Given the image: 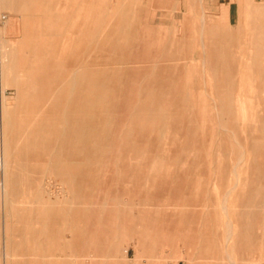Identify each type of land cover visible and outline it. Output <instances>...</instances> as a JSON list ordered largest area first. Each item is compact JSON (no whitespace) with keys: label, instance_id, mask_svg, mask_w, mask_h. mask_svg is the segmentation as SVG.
Returning a JSON list of instances; mask_svg holds the SVG:
<instances>
[{"label":"rangeland","instance_id":"1","mask_svg":"<svg viewBox=\"0 0 264 264\" xmlns=\"http://www.w3.org/2000/svg\"><path fill=\"white\" fill-rule=\"evenodd\" d=\"M96 1L99 5L96 6L91 30L86 29V19L78 24V33L70 27V22H66L64 45L52 42V39L57 40L52 36L47 50L44 40L51 38L46 30L48 25L46 21L42 23L37 12L32 17L39 19V25L33 28L21 13L0 4V28L4 30L1 37L12 51L11 76L16 80L19 74H23L27 82L25 100L16 101V125L11 132L34 127L37 116L49 106L51 99H55L54 95L57 97L63 88L74 89L77 83L75 72L89 63V82L95 78L94 88L111 93L124 110L116 114L112 112L110 117L101 120L100 129L112 131V145L104 146L94 157L100 161V167L91 174L94 176L90 186L92 215L74 224L86 237L87 244L104 249L112 233L120 236L129 234L113 264H148L144 256L146 249L163 253L169 264H228V261H223L220 244L225 236L221 231L228 226V220L220 208L222 195L218 193L220 184L216 179L230 174L237 160L244 158L240 167L242 181H247L248 175L255 179H248L247 196H242L244 190L240 186L236 196L231 197V202L236 203L232 214L242 211L250 193V198L253 194L259 196L264 205V74L261 77L256 70L244 72L242 65L245 60L240 54H219L222 49L230 52L228 45L231 39L226 36L224 23L211 22L214 14L218 18L219 15L230 17L222 12L224 4L230 0ZM113 16L120 17L121 26L113 39L114 46L104 51L105 38L97 42L95 36L107 33L105 23L109 24ZM236 16L237 6L233 4V23ZM203 17L206 18L204 24ZM49 25L54 34L61 28L56 21H50ZM244 25L253 26L249 23ZM256 25L264 26V22ZM144 30L151 32L155 44L144 45L141 42ZM247 33L248 30L245 31ZM128 34L130 37L125 38ZM174 40L176 45L170 51ZM243 41L247 51L256 49L253 38L245 37ZM261 49L264 51V47ZM171 54L176 63L167 70L168 63L172 64L167 61ZM234 56L235 61L224 62V58L232 59ZM159 59H164L161 62L164 68L153 72L151 63ZM228 64L233 67L232 72L226 67ZM261 64L264 67V61ZM229 75L230 80L236 83L233 98L242 100L235 104L233 119L224 114L228 108L226 99L231 95V88L226 85ZM82 79L80 76L75 92L81 91ZM118 79L121 80L119 84ZM1 89L0 86V103ZM153 92L161 96L168 93L171 97L169 103L158 107L152 100ZM6 93L7 97H15L16 92L9 87ZM60 104L55 102L53 107L49 106L50 117L46 119L50 122H59ZM67 106L69 119L74 121V115L80 110L74 103ZM130 107L132 111L135 109L132 121L127 117ZM96 110L92 109L93 112ZM102 111L106 112L105 108ZM135 121H139L138 133L133 127ZM49 134L46 135L50 139L47 141L57 146L56 135ZM29 135L36 146L45 141L44 136ZM15 142L12 150L19 154L18 146L22 142H16L17 145ZM38 151L28 149L27 156L24 154L18 158V164L25 165L28 161L31 168H35L39 160L31 156ZM189 156L192 158L186 163ZM145 159L149 160L148 165H145ZM152 166H156V170H152ZM157 207L162 209L159 215L148 211ZM257 209L252 207L250 211L256 212ZM233 220L236 230H239V222ZM5 221L6 212L0 200V264H5L3 249L8 236L9 242L30 236V233H20L24 226L16 217L7 219L12 234L6 236ZM257 231L259 235L264 234L259 228ZM134 233L146 235L147 244L137 249L132 246L125 254L127 246L137 241ZM151 237L154 240L149 244L147 240ZM234 240L229 251L238 264H264V252L247 250L241 243L233 247Z\"/></svg>","mask_w":264,"mask_h":264},{"label":"bare ground","instance_id":"2","mask_svg":"<svg viewBox=\"0 0 264 264\" xmlns=\"http://www.w3.org/2000/svg\"><path fill=\"white\" fill-rule=\"evenodd\" d=\"M135 2L143 1L135 0ZM0 4H3L10 10L21 13L22 17H26L31 22V27L33 28L39 25V19L32 17V14L37 12L38 17H42L40 19L42 23L46 21L48 25V29L46 30H48V35L51 37L44 40L46 50L49 47L48 41L52 39V36L57 39L56 41L52 39V42H58L60 45H64L65 40L63 37L66 36V29L64 28L66 22H70V27L74 29V32L78 33L80 31L78 24L83 19H86V29L88 31L91 30L90 25L95 18L96 6L99 5L96 0H0ZM233 4L237 6V16L234 23L231 18ZM119 6L122 5L120 4ZM117 10L120 12L119 8ZM222 12L228 13L230 17L225 18L219 15L220 18H218V15L215 14L212 15V18L210 16L211 22L224 23L223 28L227 32L226 36L231 39L228 45L230 52L227 49H222L219 51V54L226 55L227 53H232L244 56L245 64L242 65L243 67L240 65L243 71L256 70L260 74L259 76L262 77L264 67L261 63L264 61L262 59L264 51L261 48L264 47V26H258L256 24L264 22V0H230L224 4V10ZM203 14H205L204 11ZM204 17L201 19L202 24L206 23V18ZM119 18V16H113L109 24L105 23L107 33H100L95 36V41L97 42L101 38H105L104 51L108 48L111 49L113 39L118 35L117 31L121 26H119ZM50 21L59 22L61 28L59 27L58 33L55 32L54 34L52 32V27L49 25ZM246 23L253 26L244 25ZM246 30H248L247 34H245ZM81 31L85 30L82 29ZM3 34L4 30L0 28V86L2 88V100L0 103V200L6 212L4 232L6 236H8V233L12 234L7 219L16 217L24 226L23 231L20 233H30V236L26 238L22 236L23 239L18 242H9L8 236L6 239V247L3 249L5 250L4 255L2 254L5 264H113L122 242L130 237L129 234L120 236L119 234L112 233L108 236V243L105 245V248L97 249L87 244L86 237L80 232V228L74 224L83 222L92 215V207H89L92 204L90 186L92 181H94V176H91V174L98 171V167H100V161L95 160L94 157L104 146L108 148L112 145V138L110 136L112 131H102L100 129L101 120L110 117V113L112 112L116 114L117 111L124 110V107L115 100L116 97L113 99V95H110L111 93L94 88L95 78H92V81L89 82V63H87L83 67L80 66V69L75 72L77 83L74 89L71 87H67V89L63 88L59 92L57 91V97L54 95L55 99L49 101V106H52L55 102L59 104L61 102L65 103L64 105L60 104L61 110L58 114V123L50 122L49 119H46L50 117L51 112L48 111L50 107L47 105L48 107L42 110L37 116L34 127L26 130L20 128L18 131L13 130L11 132L12 128L16 125L15 113L18 112H16L18 108L16 107V101L20 99L25 100V87L27 82H25L26 76L23 74H19L16 80H13L11 76L12 51L9 49L6 41L1 37ZM126 37H130V35L128 34ZM245 37H250L255 40L253 45L256 46V49L253 52H249L244 48L243 39ZM140 39L144 45L155 44V40L148 30H144ZM174 41L171 43L172 47L176 45L177 41ZM173 50L174 47L170 49V51ZM170 56L167 61L169 60L172 64L168 63L167 70L173 68L176 63L174 55L171 54ZM76 57L78 59V55ZM224 59L226 63L236 60L235 56L232 59ZM163 60L152 61L151 66L153 72L156 70L160 71L164 68L161 67ZM88 61H90V58H88ZM226 67L231 72L234 70L229 64ZM80 76H83V79L80 83L81 91L78 93L75 91L78 90L77 86ZM242 76L244 77L245 75ZM230 77L231 75L228 76L226 85L231 88V95L226 99V107L228 108L224 110V114L233 119L236 114L234 110L235 104H240L242 100L239 97L236 99L233 98V87L236 83L230 80ZM119 81L121 80L118 79L117 84L120 83ZM241 84H243V79ZM9 87L14 88L16 92L15 97H7L8 93L6 91ZM170 99L171 97H168V93H164L161 96V94L158 95L156 92H153L152 100L156 102L158 107H160L159 104L161 105L165 102L168 104ZM68 103L76 104L80 110L74 115V121L69 119ZM95 103H97L96 106H94ZM94 108H97L95 112L92 111ZM104 108L106 112L102 111ZM131 108L127 117L132 121L135 109L132 111ZM138 115L140 114L137 113ZM138 124L139 121H135L133 124L136 133L139 132L138 127L140 128ZM30 133L35 134L37 137L44 136L45 141L36 146L35 142L30 138ZM49 133L56 135L58 139L57 146L51 145L47 141L50 140L46 136H50ZM252 133L254 134L253 131ZM18 137H22V139H18ZM14 141L22 142L19 145L21 147L18 146L19 154L12 150ZM28 149H39L37 153L31 156L35 160H39L35 168H31L28 161L25 165L18 164V158L24 154L26 155ZM122 155H124L123 149H121ZM190 158L192 157L189 156L185 159L186 163H189ZM243 160L244 158L237 160V164L232 166L230 174H226L223 177L220 176V178L216 179L220 184L218 193L222 195L220 208L228 220V226L221 231L225 233L224 239L219 240L223 250V261H228V264H238L229 251L231 241L234 239L237 240H234L233 247H236L238 245L237 243H241L247 250L264 252V234L259 235L257 231L259 228L264 233V205L260 201V197L253 194L250 198L252 194L250 193L248 200L245 197L242 211L232 214V208H236V203L231 202V197L236 196V190L240 186L244 190L241 193L242 196H247L248 191L245 192V189L249 188L248 179H255L254 176L248 175L247 181H242L240 167L243 165ZM136 161H138V158ZM144 162L145 165L149 164V160L147 159ZM154 169L156 170V166H152V170ZM150 173L153 174L154 172ZM215 176L217 177L216 174ZM149 180L151 179L149 178ZM156 180L154 179V181ZM86 189L87 191H85ZM252 207L258 208L256 212L250 211ZM161 210V207H157L155 210L148 211L159 215ZM233 219H237L239 222V230H236ZM66 233H69V235ZM13 235L11 236L12 238ZM149 235L151 236V234ZM134 236L137 237L134 238L137 241L133 242V245L130 246L129 244L127 246L124 252L125 254L129 253L130 247L132 248V246L136 249L140 245L143 247L146 246L147 242L144 239L146 235L144 236L143 233H134ZM149 239L147 240L149 244L150 241L153 243L154 239L152 237ZM157 241L160 242V240ZM146 251L150 253L147 254ZM146 251L144 256L148 264H169L168 258L163 253L161 254L154 250L148 251V249Z\"/></svg>","mask_w":264,"mask_h":264}]
</instances>
